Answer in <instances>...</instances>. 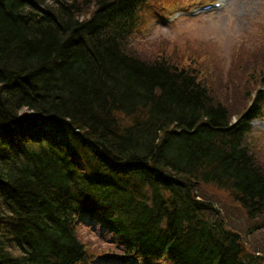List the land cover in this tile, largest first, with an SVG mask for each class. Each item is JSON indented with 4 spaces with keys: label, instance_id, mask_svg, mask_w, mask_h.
Instances as JSON below:
<instances>
[{
    "label": "trees",
    "instance_id": "16d2710c",
    "mask_svg": "<svg viewBox=\"0 0 264 264\" xmlns=\"http://www.w3.org/2000/svg\"><path fill=\"white\" fill-rule=\"evenodd\" d=\"M142 10L149 0H0V264H264L251 126L264 45L258 84L232 110L214 63L203 78L182 52L136 46ZM229 204L249 225L229 223Z\"/></svg>",
    "mask_w": 264,
    "mask_h": 264
},
{
    "label": "rangeland",
    "instance_id": "374dc122",
    "mask_svg": "<svg viewBox=\"0 0 264 264\" xmlns=\"http://www.w3.org/2000/svg\"><path fill=\"white\" fill-rule=\"evenodd\" d=\"M149 1L153 10L151 12L142 10L145 23L133 34L136 46L147 44L146 47L151 50L155 48L166 52H182L185 60L181 62L197 63L203 69L201 75L203 78L208 72L213 73L207 69L206 64L214 63L216 69L211 65L209 67L216 71L211 80L215 96L227 102L232 110L235 105V94L236 109L246 105L248 99L244 97L243 92L247 88H244V85L247 81L249 83L252 81L249 88L257 86L258 82L253 81L256 80L257 74L251 72L258 69L263 58L261 48L264 45V0H168L165 4L166 8L159 10L153 5V0ZM217 1H221L220 7L203 9L204 5ZM172 10L174 11L170 12ZM154 11L156 13H153ZM188 53L197 57L193 58ZM238 61L240 63L236 72V68L233 67ZM251 126L255 137L264 140V115L253 119ZM56 137L62 141L66 139L63 134ZM260 156L264 164V150ZM204 188L211 193L219 192L208 187ZM218 200L221 204L225 203L223 198ZM225 213L232 225L238 228L249 225L240 207L229 204ZM83 219L88 222L87 225L92 223L95 227L89 229L86 227L93 238L99 236L100 230H104L103 226L94 222L91 217L85 216ZM109 240L113 238L110 237ZM256 241H264V233H258ZM92 261L91 264H142L136 260L123 261L109 257L96 259L94 257Z\"/></svg>",
    "mask_w": 264,
    "mask_h": 264
}]
</instances>
